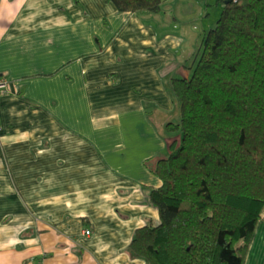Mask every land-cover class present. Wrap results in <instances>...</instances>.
<instances>
[{"label": "crops", "instance_id": "obj_1", "mask_svg": "<svg viewBox=\"0 0 264 264\" xmlns=\"http://www.w3.org/2000/svg\"><path fill=\"white\" fill-rule=\"evenodd\" d=\"M172 25L106 0H0V264H145L128 247L160 222L150 165L180 137L172 80L200 46ZM244 264H264V207Z\"/></svg>", "mask_w": 264, "mask_h": 264}, {"label": "trees", "instance_id": "obj_2", "mask_svg": "<svg viewBox=\"0 0 264 264\" xmlns=\"http://www.w3.org/2000/svg\"><path fill=\"white\" fill-rule=\"evenodd\" d=\"M120 14L164 11L165 0H106ZM189 77H174L180 137L153 171L160 222L136 230L128 252L145 264H244L264 207V0H217ZM211 6V4H209Z\"/></svg>", "mask_w": 264, "mask_h": 264}, {"label": "rangeland", "instance_id": "obj_3", "mask_svg": "<svg viewBox=\"0 0 264 264\" xmlns=\"http://www.w3.org/2000/svg\"><path fill=\"white\" fill-rule=\"evenodd\" d=\"M164 5L166 10L162 13L144 15V18L166 21L171 29L174 27L172 22H178V29L194 40L199 37V43L202 38L199 33L217 25L222 13V4L217 0H165ZM176 17L178 20L175 21Z\"/></svg>", "mask_w": 264, "mask_h": 264}, {"label": "built area", "instance_id": "obj_4", "mask_svg": "<svg viewBox=\"0 0 264 264\" xmlns=\"http://www.w3.org/2000/svg\"><path fill=\"white\" fill-rule=\"evenodd\" d=\"M8 87V80L6 78H0V94L5 92ZM85 234H91V230H85Z\"/></svg>", "mask_w": 264, "mask_h": 264}]
</instances>
